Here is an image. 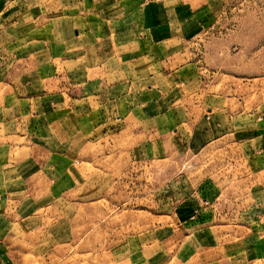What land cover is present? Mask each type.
Returning a JSON list of instances; mask_svg holds the SVG:
<instances>
[{"label": "crops", "instance_id": "obj_1", "mask_svg": "<svg viewBox=\"0 0 264 264\" xmlns=\"http://www.w3.org/2000/svg\"><path fill=\"white\" fill-rule=\"evenodd\" d=\"M205 2L0 0V264L29 253L41 219L24 216L27 208L37 213L86 183L75 165L80 156L88 165L125 155L146 161L200 155L205 162L226 152L264 182V106L206 105L199 66L188 55L205 30ZM49 77L55 86L47 87ZM46 88L54 95L37 96ZM94 143L99 157L86 155ZM263 182L250 189L264 190ZM243 194L218 204L228 214L208 220L228 224L200 227V251L213 250L200 264H234L235 254L264 261V197ZM255 205L257 221L242 219L244 207ZM14 206L24 217L20 229ZM253 230L261 236L248 238ZM239 235L247 241L238 243ZM21 238L25 245L13 251ZM136 239L128 252L135 263H169L160 246L143 258L136 247L146 245L144 238ZM31 243L33 253H46L45 239Z\"/></svg>", "mask_w": 264, "mask_h": 264}, {"label": "rangeland", "instance_id": "obj_2", "mask_svg": "<svg viewBox=\"0 0 264 264\" xmlns=\"http://www.w3.org/2000/svg\"><path fill=\"white\" fill-rule=\"evenodd\" d=\"M203 9L205 30L189 43L187 50L190 59L199 66L206 105L230 111L264 106V0H206ZM49 78L47 87L55 86L52 77ZM49 92L46 88L37 96L54 95ZM88 150L87 156H100L101 150L95 143ZM81 155L85 153L82 151ZM228 155L220 152L219 157L211 155L205 162H200V155L182 154L163 161L134 160L125 155L103 161L97 158L96 163L89 165L81 163L88 157L80 156L75 165L86 183L70 195L43 204L37 213L32 207L27 208L24 216L37 214L41 221L37 228L33 227L29 253H14L12 261L15 264H148L135 263L133 253H128L136 237H143L146 245L136 247L138 252L144 251L143 258L148 259V254L158 251L160 246L167 251L168 264H200V256L213 251H200L197 233L200 227L210 223L228 224L218 217L208 221L212 215L228 214L229 209H224L228 207L218 204L244 192V198L259 193L264 197V190L250 189L263 182L262 178L248 176L243 160L232 161L227 159ZM245 177L250 181L243 183ZM17 210L14 206L11 214L15 227L20 229L17 222L24 217ZM256 210V205L244 207L242 219L257 221ZM255 232L248 238L256 239L262 234ZM36 238L41 242L45 239L46 253L32 252L31 242ZM238 238V243L244 242L245 238L240 235ZM24 245L21 238L13 242L12 250ZM241 256L235 254L232 262L264 264ZM225 261L221 264H227Z\"/></svg>", "mask_w": 264, "mask_h": 264}]
</instances>
